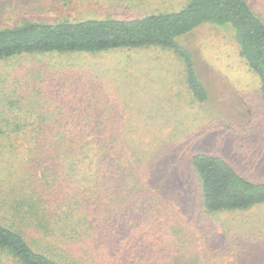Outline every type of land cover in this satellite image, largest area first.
<instances>
[{
    "label": "rangeland",
    "instance_id": "obj_1",
    "mask_svg": "<svg viewBox=\"0 0 264 264\" xmlns=\"http://www.w3.org/2000/svg\"><path fill=\"white\" fill-rule=\"evenodd\" d=\"M248 1L264 19V0ZM7 3L31 11L28 15L12 12L0 16V28L25 20L58 23L144 18L179 12L190 0ZM180 43L193 53L200 79L209 90L210 100L205 104L193 100L182 61L159 49L24 56L4 61L0 76L6 83L0 85V91L3 87L16 90L26 101L35 99L41 105V109L27 108L24 101V111L73 116L74 120L62 127L81 123L84 128L99 129L102 139L119 138L121 150L108 151L105 156L110 164L105 168L104 184L110 178L119 183L116 224L120 230L133 228L138 232L143 254L154 264H264V204L244 211L207 212L191 164L197 154L220 157L243 177L264 183L260 77L248 67L228 29L203 27ZM85 118L92 119V124ZM20 142L24 144L25 138ZM8 143L2 141L1 156ZM124 148L129 152L123 157ZM1 156L0 172L6 175L10 165ZM134 171L137 178L128 183L125 176ZM140 179L150 190L145 191L143 203L136 204L129 197ZM1 189L3 195L5 188ZM45 190H40L42 198L56 204L57 189ZM148 199L155 201L145 205ZM65 202L63 199L61 204Z\"/></svg>",
    "mask_w": 264,
    "mask_h": 264
},
{
    "label": "trees",
    "instance_id": "obj_2",
    "mask_svg": "<svg viewBox=\"0 0 264 264\" xmlns=\"http://www.w3.org/2000/svg\"><path fill=\"white\" fill-rule=\"evenodd\" d=\"M7 2L0 0V16L12 12L28 15L31 11H21ZM203 27L233 33L242 58L260 77L264 100V19L248 0H190L179 12L136 19L58 23L25 20L0 28V63L24 56L166 50L184 64L193 100L205 104L210 100L209 90L200 79L193 53L180 43ZM5 83L0 76V85ZM24 101L16 90L1 88L0 149L2 141L9 143L2 149L5 155L0 156L6 157L10 166L6 175L0 172V190L5 188L0 195V264H154L143 254L138 232L133 228L120 230L116 224L119 183L110 178L104 184L105 168L110 164L105 156L108 151L121 150L119 138L102 139L99 129L84 128L76 122L62 127L74 120L73 116L24 111ZM26 102L27 108L41 109L35 99ZM49 124L54 126L44 127ZM23 138L24 144L20 142ZM127 151L123 149V157ZM112 163L111 176L115 170ZM191 164L207 212L244 211L264 204V183L243 177L223 158L197 154ZM125 177L132 183L136 172ZM42 189L59 190H54L59 198L56 204L42 198ZM147 190L140 179L131 189L130 200L143 203ZM63 199L66 202L61 204ZM150 200L155 201L148 199L145 205Z\"/></svg>",
    "mask_w": 264,
    "mask_h": 264
}]
</instances>
